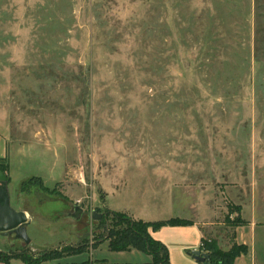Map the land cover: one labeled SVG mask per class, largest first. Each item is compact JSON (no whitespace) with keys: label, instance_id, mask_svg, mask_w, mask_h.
Instances as JSON below:
<instances>
[{"label":"rangeland","instance_id":"374dc122","mask_svg":"<svg viewBox=\"0 0 264 264\" xmlns=\"http://www.w3.org/2000/svg\"><path fill=\"white\" fill-rule=\"evenodd\" d=\"M0 155L48 251L109 248L93 211L139 220L120 193L241 245L264 220V0H0Z\"/></svg>","mask_w":264,"mask_h":264},{"label":"crops","instance_id":"0c3cea01","mask_svg":"<svg viewBox=\"0 0 264 264\" xmlns=\"http://www.w3.org/2000/svg\"><path fill=\"white\" fill-rule=\"evenodd\" d=\"M0 157L2 158L4 155H0ZM123 200L125 201V197L120 193V202L117 203L115 201L114 203L116 206H111V208L115 209V207H119L117 209H124L136 219L147 222L170 219L165 218L156 220L149 216V212L133 211L128 207L122 206ZM246 221L245 224L236 227L235 241L238 244L247 245L248 252L238 256L235 259V264H264V252H262L261 248L259 249V244L261 243L264 249V237L261 239L258 238L259 235L257 233L259 227L264 229V220L259 221L253 216L251 219H246ZM203 226V223L195 221L193 224L183 226H163L157 231L150 230V233L155 239L161 241L167 246L171 264H202L193 257V251L201 250V243L203 239L207 238ZM220 241H224V238L220 237ZM231 241L232 240L230 239L229 242ZM7 246H10L8 240ZM0 250L5 252L15 251L11 248H6V246H0ZM90 251L91 252L89 253L85 252L78 255H70L59 259L44 261L40 264H83L85 262L94 263L99 260H105L108 264H149L152 261L151 255L136 248L126 251H114L106 247L105 243L98 248H92ZM0 264L6 263L0 261ZM10 264L26 263L20 258H12Z\"/></svg>","mask_w":264,"mask_h":264},{"label":"trees","instance_id":"16d2710c","mask_svg":"<svg viewBox=\"0 0 264 264\" xmlns=\"http://www.w3.org/2000/svg\"><path fill=\"white\" fill-rule=\"evenodd\" d=\"M0 168L3 171H6L1 159ZM35 181L39 182L40 180L30 179L29 181H24L21 186L23 189L24 187L27 188L28 184H30L31 186H37V182L35 183ZM39 186L45 191L48 190L47 187H45L41 183L39 184ZM110 214L115 220V227L119 226L120 228L110 229L109 236L107 238L104 237L106 238V240H110L109 248L114 251H126L132 248H136L152 256V261L149 264H171L167 246L161 241L155 239L151 235L150 230L157 231L163 226H183L193 224V221L191 220H185L177 217H172L163 221L147 222L129 218L125 214L109 211L107 213H104L102 215V218L98 220L101 225V229H103L102 233L108 230V226L111 227ZM246 222V220H240L237 225H243ZM87 248V243L81 242L78 243L77 247H66L62 251L50 250L44 252H32L29 248L14 252H5L0 250V261L5 262L6 264H10V260L12 258H20L26 264H40L44 261L62 258L65 254L70 255L82 253ZM200 249L209 254L208 262L210 264H235V259L238 256L248 252V246L244 244H234L229 250L224 251L217 247V244L212 239H203ZM35 254H38L39 256L37 258H34ZM95 264L108 263L105 261H99Z\"/></svg>","mask_w":264,"mask_h":264},{"label":"water","instance_id":"95a60500","mask_svg":"<svg viewBox=\"0 0 264 264\" xmlns=\"http://www.w3.org/2000/svg\"><path fill=\"white\" fill-rule=\"evenodd\" d=\"M78 216L81 209L78 208ZM94 219H101L102 214L96 210L93 211ZM31 220L24 211H18L11 205V197L8 189V177L0 169V233L8 236L14 233V239L24 242L32 252L48 251L49 247L41 245L31 239L28 234V226ZM193 257L202 264H210L208 262L209 254L202 250H194Z\"/></svg>","mask_w":264,"mask_h":264},{"label":"flooded vegetation","instance_id":"af4514ba","mask_svg":"<svg viewBox=\"0 0 264 264\" xmlns=\"http://www.w3.org/2000/svg\"><path fill=\"white\" fill-rule=\"evenodd\" d=\"M1 169V168H0ZM2 170V169H1ZM3 171V170H2ZM5 174H6V172L5 171H3ZM7 175V174H6ZM7 177H8V175H7ZM8 183H9V180H8ZM1 234V233H0ZM3 237H5L6 239H8V242H9V244H10V246L12 247L13 246V242H14V233H11V234H9L8 236H3ZM13 238V239H12ZM22 242V241H21ZM24 246V248H22V249H25V248H29L26 244H24L23 245ZM21 250V249H20ZM20 250H16V251H20Z\"/></svg>","mask_w":264,"mask_h":264}]
</instances>
